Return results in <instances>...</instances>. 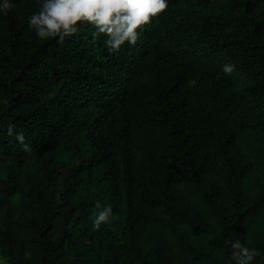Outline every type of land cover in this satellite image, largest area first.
Instances as JSON below:
<instances>
[{
  "label": "trees",
  "instance_id": "trees-1",
  "mask_svg": "<svg viewBox=\"0 0 264 264\" xmlns=\"http://www.w3.org/2000/svg\"><path fill=\"white\" fill-rule=\"evenodd\" d=\"M12 4L4 264H227L235 239L264 256V0H168L117 53L89 25L41 41L28 26L38 0ZM97 202L113 212L94 231Z\"/></svg>",
  "mask_w": 264,
  "mask_h": 264
},
{
  "label": "clouds",
  "instance_id": "clouds-1",
  "mask_svg": "<svg viewBox=\"0 0 264 264\" xmlns=\"http://www.w3.org/2000/svg\"><path fill=\"white\" fill-rule=\"evenodd\" d=\"M39 8L28 17V26L41 41L49 39L63 43L73 37L80 27L89 25L93 41H101L110 53H117L125 44L135 45L138 29L147 25L153 17L163 13L168 7V0H38ZM12 0H0V14L6 15L12 8ZM235 65H222L225 75L233 73ZM197 81H189L195 86ZM17 139L25 150H30L23 143V136ZM92 213V230H99L107 224L112 215L111 205L97 202ZM231 254L227 264H254L256 258L264 256L242 243L240 239L230 242ZM2 264V262H0Z\"/></svg>",
  "mask_w": 264,
  "mask_h": 264
},
{
  "label": "rangeland",
  "instance_id": "rangeland-1",
  "mask_svg": "<svg viewBox=\"0 0 264 264\" xmlns=\"http://www.w3.org/2000/svg\"><path fill=\"white\" fill-rule=\"evenodd\" d=\"M0 262H2V264H4V261L2 259H0ZM260 264H263V261H261Z\"/></svg>",
  "mask_w": 264,
  "mask_h": 264
}]
</instances>
